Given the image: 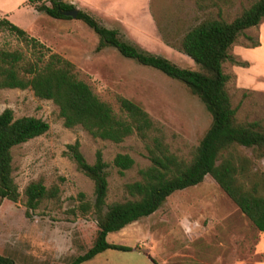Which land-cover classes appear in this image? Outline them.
<instances>
[{
	"label": "rangeland",
	"instance_id": "rangeland-1",
	"mask_svg": "<svg viewBox=\"0 0 264 264\" xmlns=\"http://www.w3.org/2000/svg\"><path fill=\"white\" fill-rule=\"evenodd\" d=\"M253 1L220 0L215 5L208 0H92L91 10L71 4L116 29L120 38L136 47L196 70L198 66L177 48L182 35L204 18L230 20ZM40 3L48 0H0L4 10L0 18L70 61L77 78L114 112H119L117 95L139 105L153 122L149 136L160 138L171 153L187 160L210 122L202 102L179 81L121 56L110 46L96 51L97 38L81 20L34 12L32 5ZM0 49L31 57L29 45L3 27ZM228 55L221 69L227 75L224 88L235 121L257 122L264 129V17L236 36ZM6 107L14 118L34 116L48 128L10 150L18 196L15 201L0 199V255L14 264H65L89 247L96 229L93 213L79 209L78 193L91 201L92 183L63 154L65 144L78 140L88 163L96 149L101 151L107 163V204L129 198L124 184L138 179L137 169L149 163L145 141L130 135L113 143L91 138L78 125L66 128L57 107L28 88H0V111ZM239 150L252 158L253 170L264 172V156L255 159L250 148ZM116 153L133 160L122 174L111 164ZM37 179L46 188L55 186L57 194L29 210L23 189ZM105 239L131 250L107 248L78 264H264V231L249 222L209 175L173 191L151 214L107 233Z\"/></svg>",
	"mask_w": 264,
	"mask_h": 264
},
{
	"label": "trees",
	"instance_id": "trees-1",
	"mask_svg": "<svg viewBox=\"0 0 264 264\" xmlns=\"http://www.w3.org/2000/svg\"><path fill=\"white\" fill-rule=\"evenodd\" d=\"M208 1L216 5L220 0ZM33 6L50 17L62 19L70 17L60 11L73 8L62 0H48V4ZM263 17L264 0H254L230 20L204 18L190 27L177 48L198 66L195 70L136 47L120 38L116 29L101 25L86 11L77 10L76 19L97 38L96 51L110 46L121 56L179 81L202 102L210 122L187 160L171 153L160 138L149 136L153 122L139 105L117 95L119 112H114L88 84L77 78L70 61L0 18V27L15 34L31 50V57L25 58L18 50L0 49V88L30 89L34 96L50 100L57 107L64 127L78 125L93 139L120 143L125 137L135 135L145 141L149 163L137 169L138 179L124 184L129 198L107 204V163L101 151L96 149L92 163H88L79 150L78 140L65 144L63 154L92 183L91 201H84L83 193H78L79 209L93 213L96 227L89 247L65 264H78L107 248L131 250L127 245L106 241V234L151 214L170 193L200 183L205 175L215 181L257 230L264 231V172L253 170L252 158L239 150L250 148L253 158L263 157L264 129L257 122L235 121L234 109L224 88L227 75L221 69L236 36ZM47 128V122L40 118L30 115L14 118L8 107L0 111V199L15 201L18 196L11 177V148L44 133ZM111 164L122 174L132 166L133 160L126 153H116ZM23 194L26 208L32 210L42 199L56 197L57 188H46L37 179L25 185ZM0 264L14 262L0 255Z\"/></svg>",
	"mask_w": 264,
	"mask_h": 264
},
{
	"label": "crops",
	"instance_id": "crops-1",
	"mask_svg": "<svg viewBox=\"0 0 264 264\" xmlns=\"http://www.w3.org/2000/svg\"><path fill=\"white\" fill-rule=\"evenodd\" d=\"M62 1H64L65 3H69V4H71V3H77L78 4V6H82V7H84L85 9H88V10H91V7L95 4L94 2H92V0H62ZM83 2L82 4H79L80 2ZM88 2V3H87ZM85 5H87V6H90V9L89 8H87ZM97 7H99V8H102V7H100V6H97ZM77 9V8H76ZM32 10L34 11V12H37V10L33 7V5H32ZM78 10V9H77ZM80 10V9H79ZM0 14H4V10L0 7Z\"/></svg>",
	"mask_w": 264,
	"mask_h": 264
},
{
	"label": "water",
	"instance_id": "water-1",
	"mask_svg": "<svg viewBox=\"0 0 264 264\" xmlns=\"http://www.w3.org/2000/svg\"><path fill=\"white\" fill-rule=\"evenodd\" d=\"M60 13L64 16H68L70 18H76L77 15V9L76 8H70L60 11Z\"/></svg>",
	"mask_w": 264,
	"mask_h": 264
},
{
	"label": "built area",
	"instance_id": "built-area-1",
	"mask_svg": "<svg viewBox=\"0 0 264 264\" xmlns=\"http://www.w3.org/2000/svg\"><path fill=\"white\" fill-rule=\"evenodd\" d=\"M27 1H31L32 3H37L38 0H27Z\"/></svg>",
	"mask_w": 264,
	"mask_h": 264
}]
</instances>
